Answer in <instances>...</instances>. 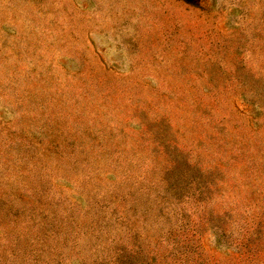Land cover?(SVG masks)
<instances>
[{"label": "rangeland", "instance_id": "obj_1", "mask_svg": "<svg viewBox=\"0 0 264 264\" xmlns=\"http://www.w3.org/2000/svg\"><path fill=\"white\" fill-rule=\"evenodd\" d=\"M0 264H264V0H0Z\"/></svg>", "mask_w": 264, "mask_h": 264}]
</instances>
